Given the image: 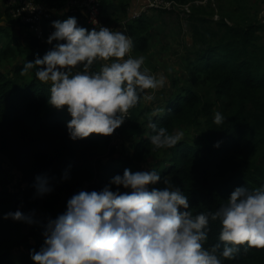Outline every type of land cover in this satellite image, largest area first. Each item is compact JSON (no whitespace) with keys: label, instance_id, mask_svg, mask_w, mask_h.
<instances>
[{"label":"trees","instance_id":"obj_1","mask_svg":"<svg viewBox=\"0 0 264 264\" xmlns=\"http://www.w3.org/2000/svg\"><path fill=\"white\" fill-rule=\"evenodd\" d=\"M36 1L57 12L53 21L76 17L80 26L92 30L81 14L63 13L71 0ZM100 1L106 25L113 18L120 19L118 13L122 18L128 17L133 3ZM168 1L186 5L195 0ZM263 8L264 0H215L205 6L192 5L188 15L193 45L183 56L179 54L190 75L173 78L151 102L142 97L129 109L128 121L115 130L124 137H131L133 131L139 133L130 159H121L122 167L136 164L134 161H156V171L161 176L157 188L164 187V178L171 179L188 196L193 215L214 213L236 187L264 185V26L258 19ZM110 10L113 11L109 16ZM5 11L10 23L24 29L22 36L15 38L0 26V157L23 175L22 184L26 187L21 186L18 201L30 210L29 214L34 212L37 222L26 235L14 239L8 236L12 227L0 219V264H34L30 253L39 251L44 244L42 233L47 218L62 214L67 200L78 191H100L109 177L121 174L114 165L120 160L111 159L106 165L92 162L91 155L99 153L102 146H111L113 134L100 135L104 141L93 138L95 133L76 141L69 138L66 111L48 103L50 83L39 81L31 71L21 75L25 62H34L37 55L42 58L52 48L41 43L19 20L11 18L6 7ZM217 15L220 18L216 20ZM151 22L142 16L129 26L132 50L137 55L150 48L151 34L145 33ZM103 63L96 61L91 71H99ZM79 70L80 67L74 69ZM216 112L225 117L222 126L214 123ZM153 113L158 114L153 117ZM152 122L165 127L169 134L194 129L197 138L194 142L181 141L170 149H156L150 143ZM217 142L219 147H214ZM115 151L112 148L110 155ZM66 169L70 178L64 180ZM8 175L0 162V176ZM40 175L50 177L54 188L43 197L36 196L34 187L35 178ZM0 203L7 205L8 201ZM41 209L49 216H39ZM209 226L205 248L218 242L221 227L218 221H210ZM32 240L36 243L32 244ZM240 247L234 260L222 258V264H264V248L244 252Z\"/></svg>","mask_w":264,"mask_h":264},{"label":"clouds","instance_id":"obj_2","mask_svg":"<svg viewBox=\"0 0 264 264\" xmlns=\"http://www.w3.org/2000/svg\"><path fill=\"white\" fill-rule=\"evenodd\" d=\"M52 27L47 43H57L42 58L25 62L21 75L34 71L36 79L50 83L48 103L58 110L66 106L71 140L93 133L112 135L142 97L155 98L146 90L164 87L163 76L157 78L143 67V56L130 55L133 41L124 32L103 26L88 30L76 17L54 21ZM96 61L105 63L91 71ZM77 67L81 70L74 71ZM214 123L222 126L225 117L216 112ZM149 127L156 149L173 148L182 140L183 132L169 134L153 122ZM69 178L66 169L62 179ZM158 182L161 176L154 169L126 168L100 191L73 194L66 210L43 225L44 244L30 253L34 264H222V258L234 260L240 246L244 252L264 248V185L236 187L214 213L193 215L180 187L165 178L163 188L152 187ZM34 187L38 197L54 190L47 175L37 176ZM4 218L37 222L34 212L20 210ZM210 221L221 227L218 242L205 248Z\"/></svg>","mask_w":264,"mask_h":264},{"label":"rangeland","instance_id":"obj_3","mask_svg":"<svg viewBox=\"0 0 264 264\" xmlns=\"http://www.w3.org/2000/svg\"><path fill=\"white\" fill-rule=\"evenodd\" d=\"M214 7H216L215 4H213V8ZM112 11L113 10L109 11V16ZM263 11L264 8L260 12V15L258 17L259 20L263 14ZM215 14H218L217 9ZM142 16L152 21V25L150 26L151 28H149L147 33H145V36L151 34V37H148L150 41V48L145 54L141 55L135 54V52L132 50L130 55L133 57L143 56L145 60L143 67L147 68L150 74L157 76V78H159L160 76H163L165 78L166 83L164 87L157 90H146L149 93L153 94L155 98H157V94L166 89L170 85V81L173 78H186V76L190 75L184 69V61L181 56H183L185 54V51L188 48H191L193 45L191 21L190 16L182 12L181 10L176 12H169L167 14H160V12L157 10H151L149 11V13H145ZM118 17H120V19L113 18V22L111 24H107L108 28L114 31H122L132 39L131 32L129 30V26L132 22L129 19L130 11L128 12V17L122 18V15L119 13ZM215 18L219 19L220 16L217 15ZM0 22H3L0 24L4 25V22H6V20H3V18L1 19L0 17ZM6 23H8V21ZM240 23L242 25L246 24L243 20H240ZM6 69L9 71V67H7ZM189 78L190 77H188V79ZM145 100L151 102L147 99ZM143 103L146 104L145 101ZM64 110L66 111V106ZM67 116V119L70 120L71 117L68 113ZM178 132H183L181 141L194 142L197 138V133H195L194 129L186 128L181 129ZM130 134L133 135H131V137H124L121 135V133L115 131L112 135L111 146H102L103 148H101V151L99 153L91 155L93 164L96 165L102 163L106 165L111 161V159L117 158L120 160V164H116L114 162V165L118 166V168L121 169V174L119 175H123V172L126 168L130 169L132 172L151 171L153 169L156 170L158 168V166L156 165V161H150L147 164H138L137 161H134L136 164L126 166V168L122 167L121 159H130V157L132 156L134 140L138 137L139 133L133 131ZM93 138L104 141L103 137L98 134L94 135ZM112 148H115L116 151L115 153L110 155V150ZM0 162L3 168L9 172L8 176H0V200L8 201L7 205H1L0 203V219L2 220L4 225H10L12 227V230L8 232V236L15 239L21 237V235H26V233L34 227V223L28 224L21 221H15L11 218H4L5 214L9 212L20 210L25 214H29L30 210L27 209L23 203H19L18 201L21 186L26 187L24 184H22L24 181L23 175L19 173L14 165L8 160L0 157ZM112 177H109L107 182H109ZM152 187L158 186L155 185ZM115 189L116 186L113 185L112 190ZM121 191H124V189L121 188ZM37 213L42 218L49 216V213L45 209H41ZM31 242L32 244L36 243L35 240H32Z\"/></svg>","mask_w":264,"mask_h":264},{"label":"built area","instance_id":"obj_4","mask_svg":"<svg viewBox=\"0 0 264 264\" xmlns=\"http://www.w3.org/2000/svg\"><path fill=\"white\" fill-rule=\"evenodd\" d=\"M210 2H215V0H195L192 4L186 5L168 0H134L131 8L128 9V12L130 11L129 19L130 21L138 20L142 15L149 13L151 10H164L168 12L181 10L186 14H190L192 12V5L205 6ZM5 7L11 18L19 20L20 24L25 27L27 26V30L41 43L47 45L49 48H53L57 43V41H53L52 44L47 43V38L54 31L52 27L54 21L52 18L57 14L48 5L39 3L36 0H7ZM65 12L81 14L92 29H98L101 26L108 27L104 20L100 0H71L63 13ZM93 20L96 21L95 24L92 23ZM46 22L48 23L46 24ZM260 23L264 26V11L260 18ZM44 24H46V29ZM129 118L130 113L128 112V117L125 118V121H128Z\"/></svg>","mask_w":264,"mask_h":264},{"label":"crops","instance_id":"obj_5","mask_svg":"<svg viewBox=\"0 0 264 264\" xmlns=\"http://www.w3.org/2000/svg\"><path fill=\"white\" fill-rule=\"evenodd\" d=\"M0 3H1L0 4V17H1V19L3 18V20H6V22L8 21V23L4 22V25L0 24V26L4 30L8 31L11 34V36H13L15 38L21 37L22 31L24 28L17 23L16 24L10 23L9 18L6 15L7 13L5 11L4 0H1ZM0 23H3V22H0ZM33 72L34 71H31V73H33Z\"/></svg>","mask_w":264,"mask_h":264}]
</instances>
